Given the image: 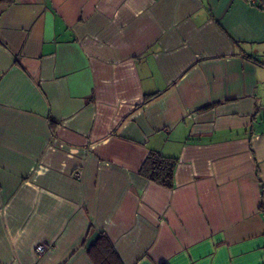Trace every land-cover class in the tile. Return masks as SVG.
Returning <instances> with one entry per match:
<instances>
[{
    "label": "crops",
    "instance_id": "crops-1",
    "mask_svg": "<svg viewBox=\"0 0 264 264\" xmlns=\"http://www.w3.org/2000/svg\"><path fill=\"white\" fill-rule=\"evenodd\" d=\"M261 5L0 0V264H264Z\"/></svg>",
    "mask_w": 264,
    "mask_h": 264
},
{
    "label": "trees",
    "instance_id": "trees-1",
    "mask_svg": "<svg viewBox=\"0 0 264 264\" xmlns=\"http://www.w3.org/2000/svg\"><path fill=\"white\" fill-rule=\"evenodd\" d=\"M260 7L264 10V5ZM175 165L174 157L165 156L156 150H149L139 169V174L166 188H172ZM88 253L94 264H122L109 238L104 233L99 235Z\"/></svg>",
    "mask_w": 264,
    "mask_h": 264
},
{
    "label": "built area",
    "instance_id": "built-area-1",
    "mask_svg": "<svg viewBox=\"0 0 264 264\" xmlns=\"http://www.w3.org/2000/svg\"><path fill=\"white\" fill-rule=\"evenodd\" d=\"M251 1H255V0H251ZM73 177H80L81 176V171L80 170H75L72 173ZM46 249V245L40 243L35 247V250L37 252L38 255L42 254Z\"/></svg>",
    "mask_w": 264,
    "mask_h": 264
}]
</instances>
